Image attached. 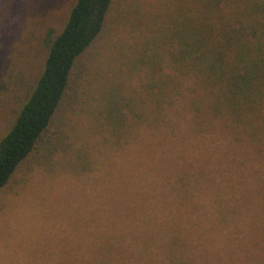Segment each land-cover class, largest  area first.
<instances>
[{"label":"rangeland","instance_id":"rangeland-1","mask_svg":"<svg viewBox=\"0 0 264 264\" xmlns=\"http://www.w3.org/2000/svg\"><path fill=\"white\" fill-rule=\"evenodd\" d=\"M73 3L0 0V140ZM113 32V46L81 76L66 115L63 151L47 165L21 167L0 191V264H98L141 222L130 209L141 203L159 210L161 200L178 210L173 227L194 230L191 237L202 245L195 262L262 264L264 125L254 132L245 121L219 115L195 132L200 117L193 99L204 92L181 75L183 93L173 92L163 107L153 104L146 88L155 80L143 79L147 69L134 64L131 29ZM161 75L180 77L169 69ZM257 121L264 124V118ZM219 194L228 220L213 223L203 216L217 215L209 200Z\"/></svg>","mask_w":264,"mask_h":264},{"label":"trees","instance_id":"trees-1","mask_svg":"<svg viewBox=\"0 0 264 264\" xmlns=\"http://www.w3.org/2000/svg\"><path fill=\"white\" fill-rule=\"evenodd\" d=\"M119 27L132 31L134 64L147 69L143 79L155 80L150 84L156 94L152 85L146 88L153 104L171 103L172 93L182 94L187 85L181 75L189 76L204 92L203 99H193L200 117L195 132L219 115L245 121L254 132L264 125L257 121L264 118V0H74L31 92L0 140V191L21 167L47 165L55 152L63 151L66 115L79 94L81 76L101 51L113 46V31ZM165 69L179 73V79L164 78ZM179 176L181 183L185 177ZM180 183L177 189L183 193ZM218 198L209 200L217 208L215 217L198 213L224 223L228 215ZM159 204L164 205L159 210L141 203L130 209L148 223L143 227L139 222L127 243L98 264H204L194 261L202 251L191 237L194 230L173 227L179 225L172 216L178 210L163 200Z\"/></svg>","mask_w":264,"mask_h":264}]
</instances>
